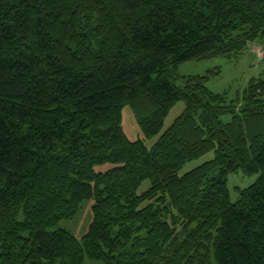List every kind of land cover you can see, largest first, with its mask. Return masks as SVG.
<instances>
[{"label":"trees","instance_id":"1","mask_svg":"<svg viewBox=\"0 0 264 264\" xmlns=\"http://www.w3.org/2000/svg\"><path fill=\"white\" fill-rule=\"evenodd\" d=\"M263 37L264 0H0V264H264V70L234 99L177 72Z\"/></svg>","mask_w":264,"mask_h":264},{"label":"rangeland","instance_id":"2","mask_svg":"<svg viewBox=\"0 0 264 264\" xmlns=\"http://www.w3.org/2000/svg\"><path fill=\"white\" fill-rule=\"evenodd\" d=\"M264 70V37L248 45V47L238 55H219L208 59L192 60L180 64L177 72L180 75H208L207 86L215 92H227L228 99H234L248 85L250 79L259 76ZM185 102L179 101L165 118L162 130L159 134L150 138H145V144L152 148L158 141L161 134L167 130L174 120L183 112ZM230 117L225 116L228 120ZM122 126L128 138L132 141L144 138L142 130L135 118L134 112L129 105H125L122 110ZM215 156L214 150L187 162L180 170V175L201 165ZM112 163L97 165V171H104L112 167ZM258 179V174L248 175L241 169L231 172L227 177V185L231 201L235 202L240 197V189L253 185ZM150 185L146 180L142 183L139 191ZM92 199H86L74 218L61 220L56 228H63L81 239L87 232L93 218ZM85 264H103L101 261L92 260L86 256Z\"/></svg>","mask_w":264,"mask_h":264}]
</instances>
